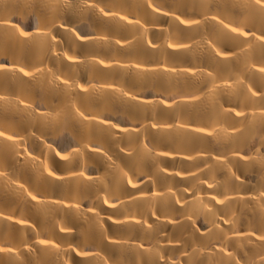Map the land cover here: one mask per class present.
<instances>
[{
    "label": "bare ground",
    "instance_id": "bare-ground-1",
    "mask_svg": "<svg viewBox=\"0 0 264 264\" xmlns=\"http://www.w3.org/2000/svg\"><path fill=\"white\" fill-rule=\"evenodd\" d=\"M262 27L253 0H0V264H264Z\"/></svg>",
    "mask_w": 264,
    "mask_h": 264
},
{
    "label": "snow or ice",
    "instance_id": "snow-or-ice-1",
    "mask_svg": "<svg viewBox=\"0 0 264 264\" xmlns=\"http://www.w3.org/2000/svg\"><path fill=\"white\" fill-rule=\"evenodd\" d=\"M253 2H254L255 5L259 6L260 14H261L262 18H264V0H253ZM101 11H103V10H101ZM104 15L107 16L108 13H104ZM121 19H123V17ZM5 23H7V21H5ZM13 27H15V25H13ZM231 31L234 32V33H238V35H241V36H244V37H247L248 36V33L247 32H241L237 28H232ZM260 31L264 32V27H262L260 29ZM20 35L27 37V36L31 35V33L25 32V31H22L21 30L20 31ZM256 39H258V40L261 41V54L264 55V35H261L259 37H256ZM69 59H72V58L69 57ZM4 68H5V66L3 64H0V69H4ZM19 71L22 72L25 76L31 75V73L25 72L23 68H20ZM258 71L260 73H264V68H260ZM63 83L65 85H67L68 82L67 81H64ZM260 87H264V84H261ZM82 91H84V90L82 89ZM249 91H251V90L249 89ZM252 96L253 97H257L259 100H261L262 102H264V95L258 96L257 93L253 92L252 93ZM235 116L236 117H240V118H244L245 117V113L244 112H236L235 113ZM153 127H155V125H153ZM262 130H264V128H262ZM196 131H201L202 132L204 130L203 129H197ZM233 131H239V130L238 129H233ZM3 135H4V133L0 132V136H3ZM208 135L211 136L212 134L209 133ZM7 139H12V137H7ZM260 143H261V147H260V149H257V151H261L262 153H264V137L261 138V142ZM252 147H255V145H252ZM57 155H59V153H57ZM235 155L239 156L240 159H242V160H247L248 159L247 156H240V154L238 152L235 153ZM62 159H64V158H62ZM261 159L264 160V154H262ZM49 174L51 175L52 173H49ZM129 183H131V181H129ZM133 187H135V185H133ZM209 187H211V185H209ZM260 195L261 196H264V192H261ZM33 199H35V197H33ZM218 203H222V202L221 201H218ZM225 223H227V221H225ZM249 235H252V233H249ZM258 239L261 240V241H264V235L259 236ZM40 243L41 244H45V243H49V242L42 240V241H40ZM4 251L11 252L13 250L12 249H3V248H0V252H4ZM84 255H88V253H84Z\"/></svg>",
    "mask_w": 264,
    "mask_h": 264
}]
</instances>
